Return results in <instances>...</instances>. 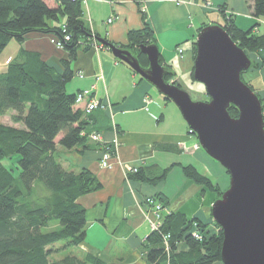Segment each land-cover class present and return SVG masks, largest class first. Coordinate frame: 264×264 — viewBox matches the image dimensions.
<instances>
[{
  "label": "trees",
  "instance_id": "trees-1",
  "mask_svg": "<svg viewBox=\"0 0 264 264\" xmlns=\"http://www.w3.org/2000/svg\"><path fill=\"white\" fill-rule=\"evenodd\" d=\"M251 8L255 18L264 17V0H252ZM83 14L82 0H0V53L10 41L21 43L27 33L39 31L53 35L67 54L60 60L59 69L48 64L38 51L22 50V59L10 61L0 72V118L11 110L12 120L20 123L15 127L0 121V264H120L105 262L91 253L51 258L59 250L83 242L86 210L77 199L101 188L88 169L65 168L58 148L85 149L90 134L100 133L95 123L110 124L105 110L86 113L84 106L75 102L77 92L67 89L75 74L71 64L79 52L89 50L101 39L129 49L140 65L147 67L146 56L138 45L155 44L152 28L145 22L141 28L127 32L126 44H117L94 34L84 22ZM219 25L245 52L264 49V31L254 32L258 24L243 30L231 17H224ZM65 35L69 36L67 40ZM195 51L193 43V59ZM257 63L251 61L249 69L264 65V55ZM166 68L164 79L170 81L173 72ZM245 84L258 95L249 83ZM258 97L264 122V99ZM227 111L233 118L238 116L232 105ZM96 112L99 114L94 116ZM96 143L102 151L112 155L115 152L112 143ZM8 160L11 165L5 163ZM180 167L193 183L221 196L213 179L194 164ZM136 168L135 172L127 173V178L149 184L163 180L169 170V167L158 172ZM151 199L161 206L165 200L158 194ZM194 231L200 237H194ZM221 241L222 231L217 223L169 212L161 217L157 229L152 230L140 250L146 264H222ZM59 242L62 244L56 248Z\"/></svg>",
  "mask_w": 264,
  "mask_h": 264
},
{
  "label": "crops",
  "instance_id": "crops-1",
  "mask_svg": "<svg viewBox=\"0 0 264 264\" xmlns=\"http://www.w3.org/2000/svg\"><path fill=\"white\" fill-rule=\"evenodd\" d=\"M205 1L211 4L205 5ZM49 4L53 5L51 1ZM251 5L252 0H183L179 6L170 0H139L138 3L135 0H84L83 20L94 34L117 44H126L127 32L147 23L152 28L160 64L168 67L173 72L172 78L181 84V76L187 78L192 70V47L199 28L222 24L224 17H231L240 29L258 24L254 32L264 31L263 28L259 32L264 17L255 18ZM51 39L57 40L39 31L27 33L19 43L18 60L22 59V50L38 51L48 64L61 69L60 60L67 54L55 48ZM178 48L182 50L180 53ZM72 64L75 74L67 85L68 91L91 88L93 96L109 104L103 113L109 117L110 124L100 121L94 126L99 125L103 142L116 140L117 143L108 168L100 166L102 150L94 141L88 140L85 149L58 148L65 168L76 171L86 168L101 183L99 190L77 199L86 210L85 238L80 246L83 253H91L105 262L146 264L140 246L152 232L154 212L145 200L158 194L165 199L162 216L179 212L187 218L208 221L215 196L186 178L180 165L203 162L222 179L225 176L220 168L206 163L209 156L189 133L174 106L163 98L154 99L150 95V84L141 78L136 80L134 72L115 58L108 47H91L79 52ZM80 72L83 77L78 76ZM97 76L102 78L95 79ZM247 81L264 98V65L250 68ZM167 111L170 125L161 128ZM97 114L99 112L94 116ZM132 166L157 172L167 167L169 170L163 180L149 184L127 178Z\"/></svg>",
  "mask_w": 264,
  "mask_h": 264
},
{
  "label": "water",
  "instance_id": "water-1",
  "mask_svg": "<svg viewBox=\"0 0 264 264\" xmlns=\"http://www.w3.org/2000/svg\"><path fill=\"white\" fill-rule=\"evenodd\" d=\"M112 55L127 64L178 109L204 153L229 176V185L211 205V217L222 231V264H264V122L258 95L241 80L251 60L219 24L202 27L195 38L193 79L202 84L207 101L164 79L155 44L138 45L148 66L129 49L101 39ZM238 110L233 118L227 108Z\"/></svg>",
  "mask_w": 264,
  "mask_h": 264
},
{
  "label": "rangeland",
  "instance_id": "rangeland-1",
  "mask_svg": "<svg viewBox=\"0 0 264 264\" xmlns=\"http://www.w3.org/2000/svg\"><path fill=\"white\" fill-rule=\"evenodd\" d=\"M84 1V0H82ZM259 32H262L263 28H264V25L261 23L259 25ZM53 40V39H51ZM50 40L51 44H53L55 46V48L59 49L55 43H53L52 41ZM101 44V43H100ZM101 46H103L101 44ZM107 47V46H106ZM20 49H21V45L15 41H10L6 47L3 49V51L0 53V72L1 71H4L7 63H9L10 61H13V60H18L20 58ZM61 49V48H60ZM247 54V56L250 58V60L254 63H257L260 61V56L261 55H264V49L263 50H260L258 52H245ZM258 64V63H257ZM72 66H74L72 64ZM252 68H256V67H252ZM250 69L248 70H245V71H242V80L244 82H247V73ZM189 73V72H188ZM134 76L136 77V80H139L140 76L136 73H133ZM102 78L101 76H97L95 77V79H100ZM172 78V77H171ZM184 78V79H183ZM171 82L173 83H177L182 90L186 91L190 98L192 99V101H207L208 100V96L206 95L205 91H204V87L202 84L196 82L193 77L191 76V73L187 76V78H185L183 75L181 76V84L180 82H177V80L173 79L170 80ZM252 86V85H251ZM68 87V86H67ZM253 87V86H252ZM149 88H150V95L155 99V98H160L162 99V95H160L157 90L149 85ZM256 91V89H254ZM257 92V91H256ZM258 93V92H257ZM264 99V98H263ZM169 102V101H168ZM170 106H174V108L177 110V112L179 113L178 109L176 108V106L170 101L169 102ZM13 111L11 110H7L6 113L4 115L1 116L0 118V121L3 123V124H6V125H12V126H15V127H19L20 126V123H15L13 120H12V115H13ZM180 114V113H179ZM166 115V118H165V122L163 123V125L159 126V127H166L168 125H170V118H169V113L167 111V113L165 114ZM181 116V115H180ZM182 118V117H181ZM190 133V131H189ZM192 134V133H191ZM93 141V140H92ZM202 150V149H201ZM203 151V150H202ZM204 152V151H203ZM10 160L6 161L5 163L7 165H11ZM206 163L210 164L211 166H214L215 169L216 168H220L219 170L222 172V174H224V178L225 179H222L221 178V175L217 172H215L212 168H210L207 164H204L203 162H197L195 163L194 165L197 167V169L202 172L203 174H207L208 176H210L214 183L217 185V187L219 188V191H221L223 193L224 190L227 189L228 187V184H229V176L228 174L225 172L224 168L218 163L216 162L215 160H213L212 158L210 157H207L206 159ZM224 180V181H223ZM226 180V181H225ZM208 191H210L211 193H213V195L215 196L214 198V201L218 198H220L219 196V193H216V192H213L212 190L210 189H207ZM213 201V200H212ZM213 201V202H214ZM211 202V203H213ZM147 206L153 208V206L150 204H146ZM212 205V204H211ZM163 207V206H162ZM163 209V208H162ZM162 209L159 210V213H161ZM210 216H211V213H210ZM161 217L162 215H159L158 218H156V216L154 215V222H157L158 220L160 221L161 220ZM156 219V221H155ZM207 222H214V220L212 219V217H209V220ZM62 244V242H59L57 244H55V247H60V245ZM83 249L82 247L80 246V244L78 246H75V247H67V248H64V249H61L59 250L58 252L54 253L51 258L52 259H60L62 257H64L65 255H75L77 257H82L83 256Z\"/></svg>",
  "mask_w": 264,
  "mask_h": 264
},
{
  "label": "built area",
  "instance_id": "built-area-1",
  "mask_svg": "<svg viewBox=\"0 0 264 264\" xmlns=\"http://www.w3.org/2000/svg\"><path fill=\"white\" fill-rule=\"evenodd\" d=\"M173 3H175L176 5H181L183 3V0H170ZM205 5H210L211 3L209 1H205L204 2ZM112 18L108 19V22H111ZM69 38L68 35L64 36V39L67 40ZM53 43H55V45L58 48L62 49V44L59 40H51ZM92 47L94 48H99L101 47V44L99 43H94L92 45ZM179 53L182 51L180 48H178ZM79 77H83V74L80 72L78 73ZM145 101L148 103L149 100L145 99ZM75 102L82 104L84 106V111L86 113H90L95 109H102L107 111L109 104L106 103L104 100L101 99H97L95 96H93L92 93V89L91 88H85V89H81L79 91H77L76 95H75ZM90 139L96 142H101V143H105L102 140V135L100 133H92L90 134ZM114 148L117 146L116 140H113L112 142ZM112 154L107 151V150H103L101 152V156H100V166L103 168H108L110 167V159H111ZM136 166H132L129 168V172H135L136 171ZM146 204H151L153 206V212L154 215L156 216V218H158L159 215H161V213H159V210L162 209V206L159 202L152 200L151 198H147L145 200ZM156 221V219H155ZM159 224V220L157 222H151V229L152 230H156ZM194 237H200L198 233H196L195 231L192 233Z\"/></svg>",
  "mask_w": 264,
  "mask_h": 264
},
{
  "label": "bare ground",
  "instance_id": "bare-ground-1",
  "mask_svg": "<svg viewBox=\"0 0 264 264\" xmlns=\"http://www.w3.org/2000/svg\"><path fill=\"white\" fill-rule=\"evenodd\" d=\"M229 185V184H228Z\"/></svg>",
  "mask_w": 264,
  "mask_h": 264
}]
</instances>
